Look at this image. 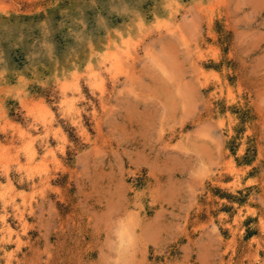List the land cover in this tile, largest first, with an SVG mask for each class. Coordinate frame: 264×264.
<instances>
[{"label":"rangeland","instance_id":"obj_1","mask_svg":"<svg viewBox=\"0 0 264 264\" xmlns=\"http://www.w3.org/2000/svg\"><path fill=\"white\" fill-rule=\"evenodd\" d=\"M0 222V264H264V0H0Z\"/></svg>","mask_w":264,"mask_h":264},{"label":"crops","instance_id":"obj_2","mask_svg":"<svg viewBox=\"0 0 264 264\" xmlns=\"http://www.w3.org/2000/svg\"><path fill=\"white\" fill-rule=\"evenodd\" d=\"M20 189H23L24 191H27V187H24V188H20ZM8 213L10 214L11 211H8ZM29 218V217H27ZM9 220V219H8ZM11 222L13 224H16L14 220H11ZM0 225H1V222H0ZM201 249L202 250H205V253L206 254H211L214 252V243L210 242V241H205L201 244Z\"/></svg>","mask_w":264,"mask_h":264}]
</instances>
